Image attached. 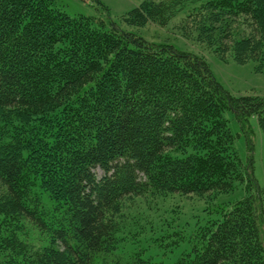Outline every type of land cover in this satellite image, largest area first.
<instances>
[{
  "label": "trees",
  "instance_id": "trees-1",
  "mask_svg": "<svg viewBox=\"0 0 264 264\" xmlns=\"http://www.w3.org/2000/svg\"><path fill=\"white\" fill-rule=\"evenodd\" d=\"M194 1L144 0L122 20L164 26ZM202 5L195 16L208 12L202 27L217 28L218 52L264 70V0ZM225 110L249 146V117L264 133V96L231 95L201 56L113 20L70 16L55 0H0V264H163L144 247L125 251L134 238L123 236L124 205L167 193L214 198L235 181L245 195L209 207L216 215L170 264H264L261 190ZM17 214L46 236L37 250L8 226Z\"/></svg>",
  "mask_w": 264,
  "mask_h": 264
},
{
  "label": "rangeland",
  "instance_id": "rangeland-1",
  "mask_svg": "<svg viewBox=\"0 0 264 264\" xmlns=\"http://www.w3.org/2000/svg\"><path fill=\"white\" fill-rule=\"evenodd\" d=\"M142 1L144 0H55V4L70 16H93L103 19L106 23L113 20L120 28L132 31L149 42L171 44L179 50L201 56L208 63L215 79L231 95L264 96V70H258L254 61L237 63L230 51L219 53L218 47L214 45L217 28L207 30L202 27V24L207 22L208 12L203 11L195 16L196 12L202 11L200 8L207 0L188 2L184 9L164 26L152 21L139 27L124 23L122 16ZM216 24L219 27L221 23ZM233 26L241 31L240 26L243 24L240 20ZM223 115L227 120L233 136V147L240 160L246 166L249 163V156L252 159L253 174L264 203V133L258 125L256 116L249 117L251 127L249 134L251 146H249L247 136L241 131L232 111L225 110ZM244 195V184L235 181L234 188L230 192L220 193L214 198L180 193L133 197L124 205L121 212L125 223L123 236L128 241L134 238L127 244L126 248L129 250L125 251L131 252L141 246L145 248L144 255L149 256L153 261L170 264L184 249H189V240L197 230L198 224H203L216 215L209 212V207L233 203ZM6 198L5 187L0 182V200ZM9 222L7 223L10 228L12 226L16 228L14 233L16 240L19 239L36 250L41 246L40 240L46 236H40L26 218L17 214L13 215ZM168 234L170 236L163 241L157 240L161 235ZM179 235H182L179 245L175 242L172 246L169 243L174 240L172 237ZM0 240H7V236L1 233ZM45 242L46 239L43 240V243ZM23 257L28 259V252Z\"/></svg>",
  "mask_w": 264,
  "mask_h": 264
}]
</instances>
